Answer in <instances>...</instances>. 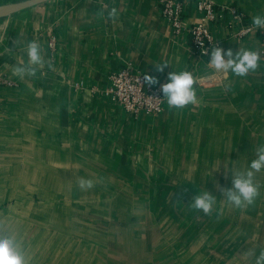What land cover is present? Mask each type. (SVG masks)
I'll use <instances>...</instances> for the list:
<instances>
[{
    "label": "crops",
    "instance_id": "1",
    "mask_svg": "<svg viewBox=\"0 0 264 264\" xmlns=\"http://www.w3.org/2000/svg\"><path fill=\"white\" fill-rule=\"evenodd\" d=\"M27 1L0 0V11ZM213 1L251 24L264 17V0ZM213 32L225 51H257V69L210 70L157 0H41L0 17V77L12 82L0 92V236H13L28 264H255L264 170L251 205L232 206L221 190L264 146V57L256 32ZM33 40L45 64L20 79L13 67L27 63ZM126 64L159 87L171 71L191 72L198 102L170 108L165 99L159 115L129 118L101 91ZM81 178L94 187L81 190ZM205 191L216 198L210 215L191 207Z\"/></svg>",
    "mask_w": 264,
    "mask_h": 264
},
{
    "label": "clouds",
    "instance_id": "2",
    "mask_svg": "<svg viewBox=\"0 0 264 264\" xmlns=\"http://www.w3.org/2000/svg\"><path fill=\"white\" fill-rule=\"evenodd\" d=\"M102 16L103 13H100ZM108 17L112 20L117 19V10L112 8L108 13ZM257 28H264V17L255 16L252 21ZM24 52L28 57L25 65H17L13 67V74L24 79L25 77H35L37 71L45 64L44 51L38 41L27 42ZM207 55L208 52H204ZM227 57V58H225ZM260 54L252 50H240L235 54L231 49L225 51L217 46L211 49V58L208 66L216 72L228 73L243 77L250 71H255L258 67ZM50 66V65H49ZM168 63H162L156 66L158 72H163ZM143 81L149 87L159 83L158 79L145 74ZM168 83L160 86L167 105L172 108H183L189 104H196L197 95L194 84L197 78L191 72H173L168 74ZM264 170V146L256 149V159L252 160L247 171L237 172L232 176V188L222 189V195L227 202L237 208L251 205L259 195V187L255 183V174ZM81 190H89L94 187L92 180L81 178L78 183ZM216 204V198L208 191L193 197L191 207L197 211H202L205 215H210ZM0 264H28L25 254L20 249V244L11 235L0 236ZM255 264H264V250L259 252L255 259Z\"/></svg>",
    "mask_w": 264,
    "mask_h": 264
},
{
    "label": "built area",
    "instance_id": "3",
    "mask_svg": "<svg viewBox=\"0 0 264 264\" xmlns=\"http://www.w3.org/2000/svg\"><path fill=\"white\" fill-rule=\"evenodd\" d=\"M195 12V21L185 25L184 0H157L162 17L170 25L174 36L188 37L193 54L208 66L211 49L221 43L216 39L213 27L224 26L232 38L243 39L250 33L256 32L261 44V54L264 57V28H257L248 23L245 15L234 5L219 4L213 0H191ZM50 42V47L53 46ZM204 52H208L204 55ZM12 82L0 77V92L8 88ZM106 99L119 106L131 119H138L140 115H159L165 99L159 86L149 87L143 81V74L131 64L107 76L106 84L101 90ZM1 108V107H0Z\"/></svg>",
    "mask_w": 264,
    "mask_h": 264
},
{
    "label": "water",
    "instance_id": "4",
    "mask_svg": "<svg viewBox=\"0 0 264 264\" xmlns=\"http://www.w3.org/2000/svg\"><path fill=\"white\" fill-rule=\"evenodd\" d=\"M40 1L41 0H30V1H27V2H25L23 4H21V5L12 7L10 9H8V10L7 9L1 10L0 11V17L5 16V15H7V14H9L11 12H14L16 10H19V9H22V8H25V7H28V6H32V5H34V4H36V3L40 2Z\"/></svg>",
    "mask_w": 264,
    "mask_h": 264
}]
</instances>
